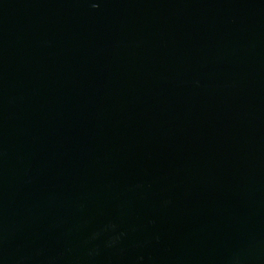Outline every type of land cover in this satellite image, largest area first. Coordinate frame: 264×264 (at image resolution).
Returning <instances> with one entry per match:
<instances>
[{
  "label": "water",
  "instance_id": "water-1",
  "mask_svg": "<svg viewBox=\"0 0 264 264\" xmlns=\"http://www.w3.org/2000/svg\"><path fill=\"white\" fill-rule=\"evenodd\" d=\"M0 264H264V0H0Z\"/></svg>",
  "mask_w": 264,
  "mask_h": 264
}]
</instances>
